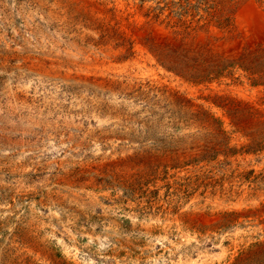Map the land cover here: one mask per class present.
I'll use <instances>...</instances> for the list:
<instances>
[{"label": "rangeland", "instance_id": "374dc122", "mask_svg": "<svg viewBox=\"0 0 264 264\" xmlns=\"http://www.w3.org/2000/svg\"><path fill=\"white\" fill-rule=\"evenodd\" d=\"M0 264H264V0H0Z\"/></svg>", "mask_w": 264, "mask_h": 264}]
</instances>
